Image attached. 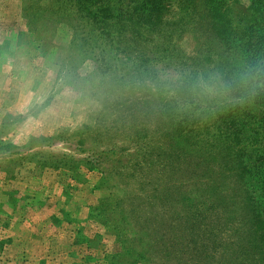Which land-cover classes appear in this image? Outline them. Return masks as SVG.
<instances>
[{
    "label": "rangeland",
    "instance_id": "374dc122",
    "mask_svg": "<svg viewBox=\"0 0 264 264\" xmlns=\"http://www.w3.org/2000/svg\"><path fill=\"white\" fill-rule=\"evenodd\" d=\"M75 1L0 0V63L7 64H0V218L22 209L38 236L62 235L47 245L52 255L65 253L67 264H111L112 253H121L123 264H262L252 252L239 173L220 140L212 143L218 150L201 149L173 142L168 129L155 125L163 111L154 101V75L169 92L163 110L173 115L172 126L193 109L192 118L205 124L212 117L216 129L226 103H247L220 82L212 51L218 45L204 26L205 12L191 19L184 6L176 7L167 14L174 23L137 42L129 33L99 35L98 25L80 19ZM251 1L227 5L245 12ZM126 63L147 68L143 83L152 96L139 105L129 101L143 98L146 86L138 82L136 94L129 84L120 87L119 77L131 71ZM190 73L201 96L187 105L177 89L184 90ZM137 124L148 130L138 135L148 163L131 139ZM47 210L52 217L45 221ZM118 224L132 237L122 229V238ZM255 226L264 232L263 222ZM119 239L129 243V253ZM140 251L148 261L134 263ZM2 257L0 264H10Z\"/></svg>",
    "mask_w": 264,
    "mask_h": 264
},
{
    "label": "trees",
    "instance_id": "16d2710c",
    "mask_svg": "<svg viewBox=\"0 0 264 264\" xmlns=\"http://www.w3.org/2000/svg\"><path fill=\"white\" fill-rule=\"evenodd\" d=\"M113 1L76 0L74 6L76 5V13L86 25L94 23L99 26V35H103L104 31L117 32L123 35L129 33L131 40H136L137 42H143L146 33H154L155 30L162 28V24L169 26L174 23L172 20L173 15L168 16L167 14L174 11L176 7L184 6L185 17H190L191 19H195L199 13L205 12L206 22L204 26H208L209 32L218 45L216 51L215 49H212V51L218 57L217 68L222 76L220 82H224L225 85L229 86L233 94L236 93L238 96L243 95L244 98L246 97L247 103H226L220 116L221 123L216 129H213L215 127L213 125L215 119L212 117L205 124L202 123L201 119L192 118L193 114L190 115L189 113L193 109L179 114L182 117L172 126L168 121L173 119V115L168 110H163L169 107V104L164 102V97L167 100L169 92L166 89L160 90L158 87L159 79L155 78L156 75H154L152 82L157 83L154 84L156 90L154 95L157 96L154 101L156 106L163 111L162 119L156 122L157 124L155 125L159 129H168L167 133L172 136L173 142H177L176 138H179L182 140L181 143L199 145L201 149L204 146L205 149L218 150L219 147H212V143L214 140H220L222 150L228 153L229 162L235 165L233 172L239 173L235 177L239 179L245 193L244 205L247 216L251 220V231L255 241V246L253 245L254 251L252 252H259V255L261 254V263L264 264V232L261 234L255 228L257 222L260 224L264 223V0H252L251 6L245 12L232 9L227 5V0ZM164 18H166L165 21ZM116 28L119 29L115 30ZM164 33L165 31H163ZM168 34L170 35L167 32L166 37L171 38L172 35L168 36ZM157 36L159 37L160 34ZM155 41L158 42L159 40ZM160 41L164 43V38ZM197 55L200 57L202 54L197 52ZM199 62H202V60H199ZM200 64L203 72H205L204 63ZM128 65L130 66L129 68ZM195 66L197 67L198 65ZM126 68L131 71L124 72L119 77L120 87L123 88V85L129 84V86L131 85L130 89L134 91V86L138 82L142 83L143 86H146L142 87L145 90L143 98L140 97V99L134 95L129 102L136 105L144 103L143 100L145 98L152 96L150 91L152 87H148L147 81L143 83L146 78L143 75L147 73L146 65L143 69L139 65L126 63ZM193 77V74L190 73L184 78L188 82H184L183 91L179 92L177 89L178 94L184 97L183 103L187 105L193 104L192 100L195 99L196 101L201 96L200 90L193 84ZM134 94H136V91H134ZM159 95H161L160 102H158ZM132 110H135V108H132ZM201 112L206 113L204 109ZM212 114L210 113L209 116H212ZM186 115L191 117L189 119L187 117L183 118ZM138 116L133 117L132 120L137 121ZM191 120L192 126L187 130L184 125ZM170 128H172V133ZM195 128L197 129L195 130ZM143 131L148 130L142 129L138 124L131 131V135H133L131 139L137 150L141 152L145 150L144 146L147 147L146 144L141 143L138 139V135ZM149 136V133L145 134L144 140L149 141ZM178 145L179 149H183L181 144ZM143 153L145 162L148 163L146 159L147 153ZM167 163L166 161L161 162L160 170L164 171L167 169ZM255 213H257L256 217ZM116 227L120 228L122 238L125 236L122 229H124L127 236L132 237L131 231L125 225L121 227L118 224ZM253 227L254 229H252ZM118 243H121L124 254L127 251L128 253L130 252L128 250L130 245L126 240L119 239ZM120 254L112 253V256L110 255L111 264H123L118 261ZM146 258V252L140 251L135 255L133 261L134 263L143 260L148 261Z\"/></svg>",
    "mask_w": 264,
    "mask_h": 264
},
{
    "label": "crops",
    "instance_id": "0c3cea01",
    "mask_svg": "<svg viewBox=\"0 0 264 264\" xmlns=\"http://www.w3.org/2000/svg\"><path fill=\"white\" fill-rule=\"evenodd\" d=\"M11 33H14V31L8 33L9 37ZM0 64L3 67L7 65L6 63ZM9 64L11 63H8V66L10 68ZM13 68L14 66L12 65V69ZM12 69L10 68L8 70V75L13 74ZM9 215H7V217L2 216V218H0V255H2L3 257L7 256L8 259L5 260L6 263L49 264L50 261L51 264H67V262L65 261L67 260L65 253H60V255H52L49 253L47 245L50 240H53L55 237L62 235L54 234L51 237L47 233L43 232V234L38 236V232H33L32 230H30V220H27L28 218L25 213L23 215L22 209H20L17 216H14L10 213ZM51 217L52 215H49L48 210L44 211L43 218L44 220L46 219L45 221H47L48 219L50 220ZM43 218L41 219V224H39L38 226L39 228L43 227L42 225L45 224L43 223ZM53 256H59L60 258L53 259Z\"/></svg>",
    "mask_w": 264,
    "mask_h": 264
}]
</instances>
